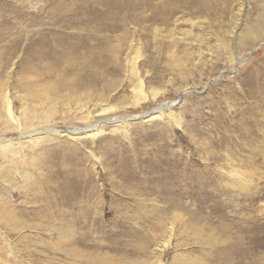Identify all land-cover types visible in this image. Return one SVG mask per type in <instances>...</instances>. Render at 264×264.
<instances>
[{"label": "rangeland", "instance_id": "rangeland-1", "mask_svg": "<svg viewBox=\"0 0 264 264\" xmlns=\"http://www.w3.org/2000/svg\"><path fill=\"white\" fill-rule=\"evenodd\" d=\"M202 4L148 29L149 22L120 21L150 12L146 0H0V84L15 115L20 85L55 66L57 42L71 34L68 42L94 49L95 34L86 30L99 26L100 41L126 36L137 50L120 44L115 63L105 54L98 94L85 89L82 110L59 106L43 126L75 129L171 110L168 121L106 124L94 138L60 137L26 149L23 159L1 158V215L21 224L12 230L0 222V264H86L81 256L110 264H264V137L254 131L264 130V40L257 39L264 0ZM54 8L67 13L69 26L51 24ZM20 9L28 20L14 19ZM134 51L139 77L129 72ZM139 89L157 96L134 106ZM101 107L111 110L97 114ZM68 218L76 220L70 241L42 229Z\"/></svg>", "mask_w": 264, "mask_h": 264}, {"label": "bare ground", "instance_id": "bare-ground-1", "mask_svg": "<svg viewBox=\"0 0 264 264\" xmlns=\"http://www.w3.org/2000/svg\"><path fill=\"white\" fill-rule=\"evenodd\" d=\"M146 1L147 2L149 1V7L151 8L150 12L143 15H139V14L134 15L130 19L129 18L123 19L124 17H122L120 21H127V24L135 23L137 25H142L143 22H145V24L149 22V26L147 28L150 29L152 26L158 23L167 25L169 22V18L174 16L176 13H178L179 10L182 11V9L185 8L190 9V6H194L197 9H200L204 5L202 3H208V0H169V1L163 0L161 1V4H159V2H155L157 0L155 1L153 0L154 2L151 5V0H146ZM15 13L16 15L14 19L16 18H21L23 20L29 19V17H27L28 13L27 12L21 13V9L20 11H16ZM50 13L52 15V21H51L52 25L58 26L60 23L65 27L70 25V20H64L67 15L65 11L59 8H54L51 10ZM29 15L31 17L32 13H29ZM72 19H78V18L77 16H73ZM116 26L117 25L115 24L110 25V27L112 28H109L106 32L107 33L115 32L117 30ZM99 27L100 28H92V29L89 28L86 30L87 32H92V34H95L92 35L93 37L89 36L93 40V42H95L94 49L87 47V49L84 50L85 47L82 48V46L79 45L80 44L79 42L74 41L75 44L68 42L67 38L70 39L76 38L75 35L66 34L63 36L62 40L59 41L57 38H54V41L55 39L58 41L57 42L58 44L56 45L57 48L55 47L54 50L52 51L53 53L55 52L54 54L55 56H53L56 58L55 66L52 67V69L50 70L48 69L46 71H40V72L36 71L37 73L35 74L36 76L35 79L29 81H23L24 83L20 85L21 90L23 91V96L19 98L20 109L18 116L15 115L13 99L8 91L6 83L0 84V159L2 158L3 160H5L9 158L10 159L9 161L23 159L25 157L24 151L26 149L33 151L42 144L50 143L60 137L68 140L69 139L77 140L88 137L94 138L102 133H105L106 124H110L113 126L127 127V125L130 124L129 122L134 120L135 121L138 120L141 122H149L157 118H161V119L163 118L167 121L170 120L171 118L170 108L165 105H162L159 107H154L151 110V112H146L147 114L146 113L139 114L141 115V117L138 118H134V116L113 118L110 119L111 121L109 120V122L111 123H109L108 120L101 119V120H97L94 125L89 127H78L75 129L64 128L63 130H58V129H50V127L47 129L43 126L45 124L48 123L50 124L54 122L53 118H55L54 115L59 106H62L64 108L74 105V108L77 111L80 110L81 107L86 106L87 103L89 102L88 99L89 97L87 98V95L83 94L86 93V91L83 92L85 89L89 93L95 92V94H98L96 92L98 91L96 89V84L102 81L98 69L103 64V62L106 64L105 60L107 58L105 59V54L112 53L111 54L112 62L115 63L117 62L116 57H118L117 56L119 52L118 50L119 48H121L120 46L122 44H125L127 48H131V50L132 48L135 51L137 50L136 48L137 41L130 40L126 36L116 38L117 40L115 42L113 40V37L107 35V37L101 40L102 41L101 42L100 37H98V35L100 33H103L105 31V28L103 26H99ZM39 28H43V27H39ZM134 28L135 27H133V29ZM0 30H1V20H0ZM47 30L44 31L46 33H50ZM51 30L54 31L56 30L60 33H64V30L59 29V27H53ZM158 30L159 29L155 26L154 32L156 33ZM44 31H42L43 35L45 34ZM257 36H258L257 39L264 40V29L262 30L258 29ZM60 38L61 37L59 36V39ZM45 40L40 41L41 47L45 49H50L49 46L45 43ZM114 42L116 44H113ZM17 44L18 43H13L12 46H17ZM135 51L133 56L131 57L128 56L127 58H129V62H130L129 72L132 75L135 74L136 76H138L137 73L138 70L136 69ZM50 53L51 50L49 53H46L47 55L46 54L45 55L48 56L50 55ZM4 58H5L4 51H1V33H0V79H1V61H3ZM33 58L38 59V57H35V55H32L31 60ZM101 59H105V60L101 61ZM139 90L135 91V93H137L138 95H135L131 101L132 105L134 106L139 105L141 102H145L146 100L148 101L153 100L155 96H157V93L155 91H151L148 95L145 94V92L143 93L141 90L140 91ZM69 96H72L73 99L70 98ZM110 110L111 107H101L97 114L105 113ZM254 131L261 132L262 136L264 137V130L261 129L260 127L255 126ZM44 166L45 165H43L42 167ZM15 169L17 170L19 168L15 167ZM9 172L10 171H8V173ZM0 222L4 228L6 229L9 228L12 230H16V227L21 224L19 222H16V220L14 219L12 221L11 216H9L8 213H4L3 215H1V210H0ZM75 222L76 220L71 218L65 219L59 226H53L52 223L48 222L43 226L42 229H44L47 232H53L60 239H66L70 241V239H72L76 233ZM37 226L40 227L42 225L36 223V227ZM81 258L82 260L84 259L86 264H110L109 261L103 259H99V261H96V260H90L87 256L85 257L81 256ZM124 264H134V263L127 262ZM192 264H199V263L193 262Z\"/></svg>", "mask_w": 264, "mask_h": 264}, {"label": "water", "instance_id": "water-1", "mask_svg": "<svg viewBox=\"0 0 264 264\" xmlns=\"http://www.w3.org/2000/svg\"><path fill=\"white\" fill-rule=\"evenodd\" d=\"M138 117H141V115H139V114L138 115H134V118H138Z\"/></svg>", "mask_w": 264, "mask_h": 264}]
</instances>
